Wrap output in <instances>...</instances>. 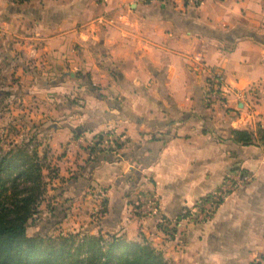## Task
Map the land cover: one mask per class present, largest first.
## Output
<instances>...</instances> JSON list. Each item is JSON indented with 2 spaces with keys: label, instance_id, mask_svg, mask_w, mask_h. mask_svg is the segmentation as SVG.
<instances>
[{
  "label": "crops",
  "instance_id": "1",
  "mask_svg": "<svg viewBox=\"0 0 264 264\" xmlns=\"http://www.w3.org/2000/svg\"><path fill=\"white\" fill-rule=\"evenodd\" d=\"M0 46L44 75L77 73L58 103L85 78L98 91L59 104L45 131L65 192L106 201L86 229L146 240L167 264H264V145L231 134L264 128V0H0ZM207 69L246 99L208 102ZM110 130L123 139L101 149ZM230 173L245 179L211 218L187 219Z\"/></svg>",
  "mask_w": 264,
  "mask_h": 264
},
{
  "label": "trees",
  "instance_id": "2",
  "mask_svg": "<svg viewBox=\"0 0 264 264\" xmlns=\"http://www.w3.org/2000/svg\"><path fill=\"white\" fill-rule=\"evenodd\" d=\"M231 134L237 143L264 145L260 125L255 130L233 129ZM30 141L7 151L0 146V264H167L161 250L124 235L89 229L29 235L28 227L41 212L47 186L43 174L47 150L43 154L37 148L29 150ZM51 171L55 173L51 178L59 177L55 169ZM102 206L103 213L105 200Z\"/></svg>",
  "mask_w": 264,
  "mask_h": 264
},
{
  "label": "rangeland",
  "instance_id": "3",
  "mask_svg": "<svg viewBox=\"0 0 264 264\" xmlns=\"http://www.w3.org/2000/svg\"><path fill=\"white\" fill-rule=\"evenodd\" d=\"M59 76L39 73L37 66L22 51L0 49V146L7 151L12 147L18 148L23 141L31 140L29 150L37 148L39 154L47 150V167L43 169L47 183L45 200L40 205L41 212L36 221L28 227L29 235L67 233L77 229L83 231L84 228L94 227L102 216V203L87 205L89 191L81 194V199L78 192H65L70 185L59 176L45 133L50 122L56 120L59 104L64 107L71 103L83 109L87 97L97 95L98 91L91 80L85 78L79 87L70 83L71 90L61 89V101L58 103L55 99L58 87L72 80L69 75H62L58 79ZM52 169L58 173V180L50 177L55 174ZM95 194L92 192L89 200H93Z\"/></svg>",
  "mask_w": 264,
  "mask_h": 264
},
{
  "label": "built area",
  "instance_id": "4",
  "mask_svg": "<svg viewBox=\"0 0 264 264\" xmlns=\"http://www.w3.org/2000/svg\"><path fill=\"white\" fill-rule=\"evenodd\" d=\"M174 3H178L184 6H199L204 0H171ZM209 76L206 80V93L205 98L208 102L225 99L228 94L233 92L238 99H246V94L242 90H230L225 81L224 73L222 72H213L207 69ZM251 91V90H250ZM109 136V138L105 139V136ZM121 138L123 136L119 135L115 131H111L107 133H100L99 138L96 141V145L106 146V149L116 150L117 144H120ZM244 176L240 175V177L234 176V174H228L223 181L220 183L218 187H216L213 191H211L199 204V211L196 213L188 212L187 219L196 222H204L211 218L216 209L220 206L222 202L228 196L234 192L242 182ZM245 179V178H244ZM147 200V199H146ZM144 200V204L141 205V208L146 206H151L153 210L159 213V204L158 201L154 198H149L147 201Z\"/></svg>",
  "mask_w": 264,
  "mask_h": 264
},
{
  "label": "water",
  "instance_id": "5",
  "mask_svg": "<svg viewBox=\"0 0 264 264\" xmlns=\"http://www.w3.org/2000/svg\"><path fill=\"white\" fill-rule=\"evenodd\" d=\"M64 75H65V76H66V75H69V76H71V77H76V76H77V73L72 72V71H69V72H65ZM91 88H92V87H91Z\"/></svg>",
  "mask_w": 264,
  "mask_h": 264
}]
</instances>
